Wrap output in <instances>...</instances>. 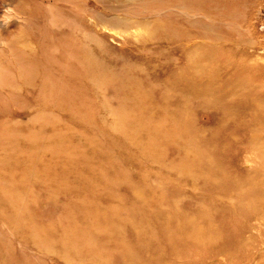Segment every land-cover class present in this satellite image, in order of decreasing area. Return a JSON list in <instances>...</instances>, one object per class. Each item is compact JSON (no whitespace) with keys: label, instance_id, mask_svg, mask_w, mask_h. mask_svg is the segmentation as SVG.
<instances>
[{"label":"rangeland","instance_id":"374dc122","mask_svg":"<svg viewBox=\"0 0 264 264\" xmlns=\"http://www.w3.org/2000/svg\"><path fill=\"white\" fill-rule=\"evenodd\" d=\"M0 264H264V0H0Z\"/></svg>","mask_w":264,"mask_h":264}]
</instances>
